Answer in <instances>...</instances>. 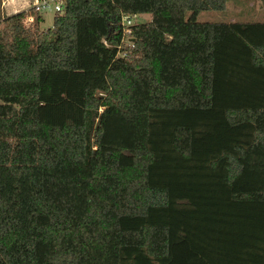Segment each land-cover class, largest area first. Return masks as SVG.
I'll list each match as a JSON object with an SVG mask.
<instances>
[{"label":"trees","instance_id":"1","mask_svg":"<svg viewBox=\"0 0 264 264\" xmlns=\"http://www.w3.org/2000/svg\"><path fill=\"white\" fill-rule=\"evenodd\" d=\"M226 1L3 17L0 264H264V20L196 19Z\"/></svg>","mask_w":264,"mask_h":264},{"label":"rangeland","instance_id":"2","mask_svg":"<svg viewBox=\"0 0 264 264\" xmlns=\"http://www.w3.org/2000/svg\"><path fill=\"white\" fill-rule=\"evenodd\" d=\"M3 2L4 0H0V24L3 17L11 12L17 13L21 10H26L31 5L33 0H26L25 3H19L8 8L6 10L7 14L3 12L4 15L2 14V11L5 9ZM52 14L53 13H50L49 11L40 13L42 19L38 23L39 29H44L51 25ZM149 18V13L144 12L131 16V21L134 23L138 21H145ZM196 19L209 21L264 20V3L260 2V0H227L222 10H202L197 14ZM128 37L130 36L127 32H122L121 42L126 44Z\"/></svg>","mask_w":264,"mask_h":264},{"label":"built area","instance_id":"3","mask_svg":"<svg viewBox=\"0 0 264 264\" xmlns=\"http://www.w3.org/2000/svg\"><path fill=\"white\" fill-rule=\"evenodd\" d=\"M65 0H33L31 5L27 8L31 11L26 12L22 17H20V21L22 23H30L32 20L33 13H42L49 11L50 13H60L63 10ZM260 2L264 3V0H260ZM136 15L134 13L131 14H122L119 19V25L122 28V32L128 31V25L132 23L131 16ZM131 42V38H127V43Z\"/></svg>","mask_w":264,"mask_h":264},{"label":"crops","instance_id":"4","mask_svg":"<svg viewBox=\"0 0 264 264\" xmlns=\"http://www.w3.org/2000/svg\"><path fill=\"white\" fill-rule=\"evenodd\" d=\"M26 2V0H4V2H3V5H5L4 7H5V9L2 11V14H3V12H5L6 13V10L8 9V8H10V7H12V6H14V5H17V4H19V3H25ZM2 5V6H3ZM10 13V12H9ZM13 12H11L10 14H12ZM7 14V13H6ZM4 15V14H3Z\"/></svg>","mask_w":264,"mask_h":264},{"label":"water","instance_id":"5","mask_svg":"<svg viewBox=\"0 0 264 264\" xmlns=\"http://www.w3.org/2000/svg\"><path fill=\"white\" fill-rule=\"evenodd\" d=\"M131 38V40H133V37H130Z\"/></svg>","mask_w":264,"mask_h":264}]
</instances>
